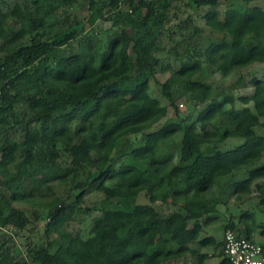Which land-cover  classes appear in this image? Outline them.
I'll use <instances>...</instances> for the list:
<instances>
[{"label": "trees", "instance_id": "trees-1", "mask_svg": "<svg viewBox=\"0 0 264 264\" xmlns=\"http://www.w3.org/2000/svg\"><path fill=\"white\" fill-rule=\"evenodd\" d=\"M78 1L14 0L4 9L7 1L0 0V126L12 117L24 124L14 134L0 132V264H164L168 244L182 251L219 203L241 201L255 184L264 205V75L251 79L253 92L240 96L241 108L233 94L213 98L197 52L201 28L191 15L173 24L181 31L173 36L170 12L208 8L204 24L215 36L203 55L226 78L264 64V8L250 0H224L222 12L215 8L221 0H88L91 24L106 16L115 25L120 18L119 36L109 35L100 49L82 36L83 24L57 28L48 21L69 16ZM168 36L198 57L182 54L178 64L162 67L170 71L158 81L163 97L169 105L179 96L204 105L152 129L168 106L144 76L156 77ZM238 83L247 85L242 77ZM230 137L241 144L203 153ZM51 166L62 173L33 185ZM61 184L72 193L59 195ZM93 188L116 206L95 216L84 237L68 225ZM157 193L171 201L159 204ZM254 209L231 213L224 234L230 228L264 244V214L256 217ZM24 229L30 231L25 251L11 234Z\"/></svg>", "mask_w": 264, "mask_h": 264}, {"label": "rangeland", "instance_id": "rangeland-1", "mask_svg": "<svg viewBox=\"0 0 264 264\" xmlns=\"http://www.w3.org/2000/svg\"><path fill=\"white\" fill-rule=\"evenodd\" d=\"M6 1H7V5L1 2V5L3 6L4 9H7L8 5H12L14 0H6ZM250 2L253 5H258L264 8V0H250ZM225 5H226V2L224 0H221L220 5H218L215 8L222 12L224 11ZM123 9L130 11V7L128 6V4H123ZM68 11L70 14L69 16L67 17L59 16L57 18V21L56 19L51 18L48 20L49 23H54L53 25L55 27L57 26V28H65L66 26H68L69 23L83 24L82 31H81L82 36L84 37L90 36L91 40L96 42L97 45H99L100 49L102 48V42L104 44V41L109 37V35L119 36V31L117 29L118 27L116 26L118 23H120L119 17L116 21L117 24L115 22V25H113V22L109 20L106 16L98 19L94 24H91L88 21L87 19L88 14H89L88 13V0H79L78 2L74 4L72 8L71 7L68 8ZM207 11H208V8L206 7L198 11H194L191 8H184V7L180 9H176L175 11V9L173 8L170 12L171 23L169 26L173 24L175 25L182 24L180 20H183V19L185 20L187 19L188 16L192 15L194 23L201 28V32L199 34V40L201 41L202 46L200 45L201 48H198L199 46H197L198 48L197 52L201 53L202 55L201 57L200 56L199 57L201 58V61L203 62V66H204V71H203L204 77L203 78L207 83H209L212 86V90H211L212 97L213 98L219 97V94L221 95L222 93H225V92L233 94L236 96V100H237L236 107L241 108L244 106V104L240 101V96L249 95L253 92V88L251 87L250 81L253 77H262L264 75V64H254V65L247 67L245 70L235 71L233 75H231L230 77L222 78L221 74L215 70V67L208 64L207 60L205 59L203 55L204 49L209 45L210 38H213L215 36V34L210 30V28L204 24L203 16ZM175 25L169 28L171 31L175 30L174 32L172 31V35L173 34L178 35L181 33L180 29L177 28V26ZM185 34H187V31ZM173 36L172 38L170 36L167 37V40H165L166 41L165 47L159 53V59H160L161 65L157 68L156 77L149 75V73H147L144 76V78L150 79L151 94L154 97L158 98L163 105L168 106V114L163 119H161L158 123H156L152 129H158L167 122L175 121L176 119H178L177 113L181 117L182 116L185 117L186 115L190 113L194 115L204 105V104H199V105H196L197 107L194 105H191V103H188L185 100L186 99L185 96L177 97L175 105H169V101L162 95L161 88H160V85L158 84V81L164 82L170 75V71L168 70L164 72L162 71V67H168L169 69V65L174 66V64L175 65L178 64L179 56H181L182 54H186L188 56V60L193 59L195 61L196 60L195 56L198 57V55L192 56V54L190 57V53L188 55V52L185 50V44H182V42L177 43L176 40L173 39ZM73 49L75 51L77 50V43L74 45ZM240 77H242L243 81L247 85L242 86L240 85V83H238V79ZM232 84L237 85L236 87L238 88L232 89L230 87V85ZM16 109L18 111V119H21V112L24 110V106H21V105L16 106ZM12 118L13 119L11 123L0 126V132L2 135L14 134V131L16 128H19L21 131L24 128V124L17 126V124L15 123V118L14 117ZM225 130H226V127L221 128V131L224 132ZM140 139L141 137L137 140L136 144L140 142ZM241 142H242V139L240 138L230 137V138L225 139L221 143L204 146L202 151L205 155H214L217 150L227 151V150L237 147L238 145L241 144ZM87 145H89V143H87ZM93 157L96 158L97 155L94 153ZM139 167L143 168V165H140ZM61 171H62L61 168L59 169L57 167L51 166L48 168L45 175L34 178L33 185L37 184L39 180L43 178L44 176L59 175L62 173ZM136 178L137 177L134 176V179ZM131 179L132 181H134L133 178ZM53 182L54 184L56 183V181H53ZM97 183L98 182H95L93 186L95 187ZM107 183H109V181H106V184ZM56 189H57L58 194L63 197H66L67 195L72 193V192L69 193V188L64 184L59 185ZM218 193H219L220 198H222L223 194L225 195L224 192L220 193L219 191ZM75 195H77V192L73 194L72 199H74ZM155 197L158 199L159 204H164L162 202L163 200L171 201L170 200L171 197H169V195H166L165 197V196H162V194L157 193L155 194ZM230 199H231L230 203H226V204L222 202L219 203L218 205L219 211H215L216 213H219L217 215H219L221 219L224 218L225 222L228 221L225 217H229L231 213L240 214L241 211L250 210L252 208H255L254 210H256L254 216L260 217L259 213L264 214V205L260 203L259 192L255 184L252 186V193L250 195L244 196V198L241 201L237 200L235 197H230ZM205 200L206 201L204 202H208L209 198H206ZM198 201L199 200H196L195 203H197ZM139 202L141 203L148 202V198L140 197ZM199 202L201 203L203 201L200 200ZM115 206H116L115 200H106L105 195L102 192L94 190L93 188L91 189L90 192H88L84 201L81 204L83 211L82 210L76 211L74 218L70 221L68 225V228L70 230L79 232L81 233V235L86 237L88 236L90 232V227L94 220V217L97 215H100L102 210L111 209V208H114ZM28 207L30 208L31 205H28ZM37 225H38L37 233H39L40 235L44 231L45 222L41 220ZM12 231L13 232L11 231L10 232L14 238V241L20 244L21 249L25 251L27 246L24 241H26V237L30 235V231L28 229H24L23 231H19V230H12ZM130 231H132V229H129V232ZM213 234L217 236V239H219L222 236V230L216 229L214 230Z\"/></svg>", "mask_w": 264, "mask_h": 264}, {"label": "crops", "instance_id": "crops-1", "mask_svg": "<svg viewBox=\"0 0 264 264\" xmlns=\"http://www.w3.org/2000/svg\"><path fill=\"white\" fill-rule=\"evenodd\" d=\"M218 205L207 220L202 221L203 224L198 229L197 237L187 242L182 251L178 250L182 246L172 242L168 244L171 256L164 264H223L225 259L223 255L224 224L226 222L224 218L221 219L217 215L219 213L215 212L219 211ZM225 218L228 220V217ZM189 227L192 228V226ZM216 229L222 230V236L219 239L213 234Z\"/></svg>", "mask_w": 264, "mask_h": 264}, {"label": "built area", "instance_id": "built-area-1", "mask_svg": "<svg viewBox=\"0 0 264 264\" xmlns=\"http://www.w3.org/2000/svg\"><path fill=\"white\" fill-rule=\"evenodd\" d=\"M2 92L0 90V100ZM223 252L229 264H264V244L227 228Z\"/></svg>", "mask_w": 264, "mask_h": 264}]
</instances>
